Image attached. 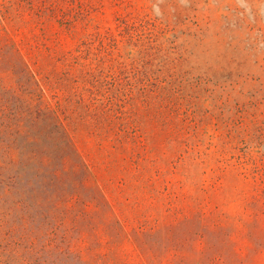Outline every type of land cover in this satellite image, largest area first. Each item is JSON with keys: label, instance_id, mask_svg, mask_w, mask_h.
<instances>
[{"label": "rangeland", "instance_id": "obj_1", "mask_svg": "<svg viewBox=\"0 0 264 264\" xmlns=\"http://www.w3.org/2000/svg\"><path fill=\"white\" fill-rule=\"evenodd\" d=\"M0 264H264V0H0Z\"/></svg>", "mask_w": 264, "mask_h": 264}]
</instances>
